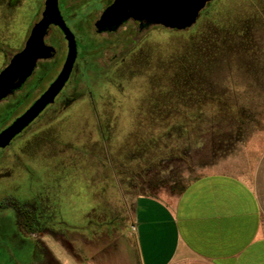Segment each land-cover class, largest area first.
<instances>
[{"label": "rangeland", "instance_id": "rangeland-1", "mask_svg": "<svg viewBox=\"0 0 264 264\" xmlns=\"http://www.w3.org/2000/svg\"><path fill=\"white\" fill-rule=\"evenodd\" d=\"M107 2L108 0L92 1L88 4L87 10L79 12L78 17L69 21L70 26L75 30L74 24L77 21L85 25L90 23ZM44 3L45 0H29L16 11L7 8L5 1L0 0V71L24 48L33 26L41 17ZM249 15L257 17L251 19ZM219 16L229 24L238 17L245 18L243 23L236 21L241 26L250 23L249 29H252L253 37L247 44L254 47L256 53L237 54L235 60L244 64H263L260 77L264 84V0H214L202 11L201 18L195 26L182 31L161 26H151L140 31L136 27L134 53L124 64L113 65L111 69L107 68L106 62L116 56L111 63H119L121 58L126 56V52H121L119 46L108 48L114 38L93 37L87 26L77 31L80 39L79 52L85 57L87 65H82L78 72L79 75L74 81L76 89L70 87L69 90L72 92L85 90L84 95L73 102L70 109L71 117L66 119L58 133L59 143L52 142L41 147L36 144L29 145V150L34 156L29 155L28 158L33 156L30 164L37 174L35 194L41 195L43 185L47 182L54 184L53 189L51 188L54 192H61L57 198L51 200L57 218L71 222V225L74 224L73 221H77L74 213L83 205L79 202L77 192L86 184L100 186L103 182L100 176L95 178L92 176L94 166L98 162L103 163L105 171L113 172L116 169L119 174L120 184L112 195L114 206L118 204L119 213L122 214L128 212L127 200L131 202L132 197L142 194L156 197L178 196L191 181L207 171L239 167L241 160L254 159L257 148L264 147L263 115L259 117L257 124L248 127L246 132L241 130L233 132L226 124L219 135L212 132L205 147L206 153L198 152L195 146L183 145L182 149L171 151V148L165 146L167 142L176 145L180 141L168 140L166 136L160 137L158 134L163 132L162 124H152L150 121L152 111L163 110L167 103L177 104L171 101L173 79L179 77L183 66L189 65L187 63L190 60L194 65L199 61L203 62L204 66L199 67H204L206 84L218 90L223 89L222 81L230 72L229 69L226 70L223 58L213 59L214 56L209 52L202 54L201 58L202 48H208L209 42L215 40V31L219 26L216 18ZM96 42H99L101 53L92 60V53L96 52L94 49ZM238 42L237 37L234 43ZM87 48L90 53L85 56ZM63 57L64 52L61 51L57 59L61 61ZM56 60L50 63H55ZM95 62L98 65L97 70H89ZM61 65L62 62L58 63L55 70L42 80L33 98L47 88ZM198 70L201 71L199 68ZM37 73L38 76L40 72ZM243 73L245 71H242L238 78H243ZM89 90H93L94 94H89ZM258 102L259 111L263 112V101L259 99ZM92 105L96 108L90 109ZM193 106L194 103L190 108ZM6 115H10L9 109H5L2 117ZM97 120L103 122L107 138L97 139L91 134L90 130L96 127ZM155 138L159 140L153 142ZM158 144L161 146L155 147ZM101 151L103 158L100 161L95 157ZM63 174L65 178L61 185L59 176ZM104 177V180L116 184V177L113 174H105ZM17 181H13L12 186L9 183V187L8 183L4 182L2 187L5 186L6 193L13 195L18 201L28 196V193L25 182L21 187ZM5 212L13 213L10 210ZM5 222L8 225L10 223L9 220ZM11 233L3 231L4 236L1 238L3 248L4 245H8L13 249ZM12 255L16 261L11 262L4 256L2 264L18 263L19 253L14 250Z\"/></svg>", "mask_w": 264, "mask_h": 264}, {"label": "crops", "instance_id": "crops-1", "mask_svg": "<svg viewBox=\"0 0 264 264\" xmlns=\"http://www.w3.org/2000/svg\"><path fill=\"white\" fill-rule=\"evenodd\" d=\"M109 173L116 184L104 180ZM92 176L103 182L77 192L83 205L74 224L66 220V237L21 242L15 264H264V147L239 167L207 171L178 196L132 197L122 214L112 195L117 170L98 162ZM12 254L0 252V264L16 261Z\"/></svg>", "mask_w": 264, "mask_h": 264}, {"label": "flooded vegetation", "instance_id": "flooded-vegetation-1", "mask_svg": "<svg viewBox=\"0 0 264 264\" xmlns=\"http://www.w3.org/2000/svg\"><path fill=\"white\" fill-rule=\"evenodd\" d=\"M7 8L11 10H20L25 3H28L29 0H4ZM46 1L42 9L41 17L46 8ZM94 0H59L60 11L67 23V25L75 33L77 43H78V56L75 63V67L72 71L71 77L67 82L66 86L56 97L54 103L49 104L40 115L32 121L21 133H19L9 145L4 148H0V252L1 253H10L12 250H19L23 247L21 242H27V244H32L35 240L39 238L41 234H49L51 236H56L61 239L66 237V231L68 230L66 222L62 218H57L55 208L51 204L52 198H57L59 192H54L52 186L54 184L47 182L43 185V193L35 194L36 189V180L37 174L35 169L30 164L31 159L33 158V152H30L29 148L31 145H38L41 147L46 144L54 142L55 144L59 143L60 135L59 131L63 128V125L66 123V119H70L73 107V102H75L79 96L84 95V91H75L72 92L69 88H75L74 81L79 75L78 72L81 70L82 65H87V61L84 60L79 52L80 39L78 38L77 31L82 30L83 27H88L90 34L93 37H106L114 38L112 43L108 48L114 46H119L121 52H126V56L122 57L119 63H111V61L116 57L114 56L109 62H106L107 68L111 69L112 66L118 64H124L126 59L130 57L131 54L135 51V29L143 31L147 30L150 27L142 26L140 21L135 20L134 18H129L125 20L121 25L115 29H101L98 26V20L101 18L104 11L111 6L115 0H108L106 5H104L98 12V16L94 18L88 24H82V22L77 21L74 24L75 30L70 26L69 21L75 19L79 16V12L87 10L89 8L88 4ZM201 18V17H200ZM39 19V20H40ZM38 20V21H39ZM200 20V19H199ZM198 20V22H199ZM197 22V23H198ZM46 43L53 45L56 49V55L51 59H44L38 62V66L33 72V74L25 81L21 88L17 89L13 94L8 97L0 100V131L11 124L18 116L24 113L35 101L40 97V95L48 88L52 81L57 77L61 71L68 54V39L65 37L64 32L58 25L52 24L48 34L46 35ZM116 44H113V43ZM99 42L95 43L96 52L92 53V60L96 58L97 55H100L101 49H99ZM61 47V49H60ZM64 52V57L61 61L57 58L59 57L60 52ZM85 56L89 55L88 48L86 49ZM57 59V60H56ZM55 63H50L55 61ZM61 68L58 70L57 74L49 82L47 88H45L40 95L36 98H33L34 92L39 89L41 82L44 78L48 77L49 73L52 70H55L56 65L61 63ZM92 66L89 70H97L98 65L95 62L92 63ZM88 70V71H89ZM40 74L37 76V72ZM90 74V73H89ZM37 76V77H36ZM37 78V79H36ZM78 92V93H77ZM89 94H94L93 90L88 91ZM91 108H96L92 105ZM5 109L10 110V115L2 117ZM98 117V115H97ZM100 119V118H98ZM96 127L91 129L90 132L93 136H96L97 139L107 138V132L103 126L101 120L95 122ZM97 143V142H96ZM30 145V146H29ZM31 150L34 149L31 147ZM99 150L101 148L99 147ZM29 155L30 156L28 158ZM98 156H103L102 151L98 152ZM65 178L64 174L59 176V183L63 185V179ZM18 180L21 184L25 182V189L28 193V196L21 200H16L13 195L6 193V187L2 184L4 182L8 183V187L13 185V181ZM17 181V182H18ZM60 186V185H59ZM7 187V188H8ZM52 188V189H51ZM34 192V193H33ZM52 195V196H51ZM54 195V196H53ZM12 211L13 213L9 214L5 211ZM9 220L10 223L5 222ZM8 226V227H7ZM9 229V230H8ZM4 232L12 233L10 234V239L12 241V248H9L8 245H2L1 238L4 236ZM19 241V242H17ZM5 250V251H3Z\"/></svg>", "mask_w": 264, "mask_h": 264}, {"label": "trees", "instance_id": "trees-1", "mask_svg": "<svg viewBox=\"0 0 264 264\" xmlns=\"http://www.w3.org/2000/svg\"><path fill=\"white\" fill-rule=\"evenodd\" d=\"M219 17L216 18L219 26L215 31V40L208 41V48H202L201 58L202 54L207 52L214 56L213 59L223 58L226 70H230L229 75L222 81L223 89L218 90L206 84L204 67H199L204 66L203 62L199 61L194 65L190 60L187 63L189 65L183 66L179 77L173 79L171 101L177 104L167 103L163 110L157 109L150 113L152 124H162L163 132L158 134L160 137L166 136L168 140L180 141L176 145L167 142L165 146L171 148V151L182 149L183 145L195 146L198 152L206 153L205 147L212 132L219 135L225 124L230 126L229 129L233 132H246L248 127L257 124L260 116H264V111H259L258 102L261 99L264 105V84L260 77L263 64L255 63V66L253 63L244 64L235 60L237 54L256 53L255 48L247 44L253 37L252 29H249L250 23L241 26L236 21L243 23L245 18L238 17L229 24ZM249 17L255 19L257 15ZM237 37L239 42L236 44L234 42ZM198 68L201 71L198 72ZM242 71H245L243 78H238ZM193 103L195 106L190 108ZM158 140L155 138L153 142ZM159 146L161 145L155 147Z\"/></svg>", "mask_w": 264, "mask_h": 264}, {"label": "water", "instance_id": "water-1", "mask_svg": "<svg viewBox=\"0 0 264 264\" xmlns=\"http://www.w3.org/2000/svg\"><path fill=\"white\" fill-rule=\"evenodd\" d=\"M214 0H115L101 18V29H115L125 20L134 18L142 26H161L171 30H186L195 26L202 11ZM58 25L68 39L66 61L48 88L38 99L11 124L0 131V148H4L21 133L40 113L55 102L56 97L66 86L78 56V43L75 33L67 25L59 8V0H47L42 18L33 26L24 48L16 53L8 65L0 71V100L21 88L33 74L38 62L51 59L57 49L46 43V35L51 25Z\"/></svg>", "mask_w": 264, "mask_h": 264}]
</instances>
